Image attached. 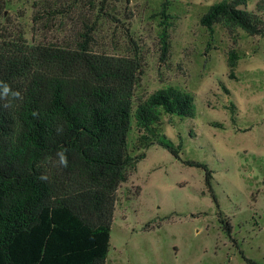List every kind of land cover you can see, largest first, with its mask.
Returning a JSON list of instances; mask_svg holds the SVG:
<instances>
[{
  "label": "rangeland",
  "instance_id": "rangeland-1",
  "mask_svg": "<svg viewBox=\"0 0 264 264\" xmlns=\"http://www.w3.org/2000/svg\"><path fill=\"white\" fill-rule=\"evenodd\" d=\"M221 1L0 0L3 39L73 47L89 31L96 53L137 54L134 112L160 89L194 97L195 115L164 113L155 138L132 119L130 154L145 157L119 189L106 264H264V35L223 23L210 33L201 18ZM163 138L181 145L179 158Z\"/></svg>",
  "mask_w": 264,
  "mask_h": 264
},
{
  "label": "trees",
  "instance_id": "trees-1",
  "mask_svg": "<svg viewBox=\"0 0 264 264\" xmlns=\"http://www.w3.org/2000/svg\"><path fill=\"white\" fill-rule=\"evenodd\" d=\"M245 1L212 5L202 26L213 33L223 23L264 35V0L255 12L238 7ZM166 9L161 14L168 19ZM166 24L162 58L169 51ZM91 41L89 31L73 47L0 37V80L23 95L22 102L0 108V264H106L119 189L145 157L130 154L132 119L155 138L164 113L195 115L194 97L175 87L157 90L134 112L140 57L99 54ZM228 58L233 70L237 51ZM158 144L179 158L181 145L166 138ZM62 148L67 168L54 166ZM196 165L206 169L210 185L211 172Z\"/></svg>",
  "mask_w": 264,
  "mask_h": 264
},
{
  "label": "clouds",
  "instance_id": "clouds-1",
  "mask_svg": "<svg viewBox=\"0 0 264 264\" xmlns=\"http://www.w3.org/2000/svg\"><path fill=\"white\" fill-rule=\"evenodd\" d=\"M23 95L19 90L13 89L6 81L0 80V108H10L13 106L14 102H22ZM37 115V113H33ZM64 127L62 124H57L56 132L57 134H62ZM67 149H60L56 153V160L54 161V166L67 168L68 167V157ZM40 179L42 181H48L49 176L47 174L41 175Z\"/></svg>",
  "mask_w": 264,
  "mask_h": 264
}]
</instances>
